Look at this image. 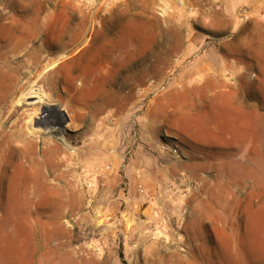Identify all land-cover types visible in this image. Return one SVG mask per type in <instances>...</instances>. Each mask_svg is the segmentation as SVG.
<instances>
[{
	"label": "rangeland",
	"instance_id": "374dc122",
	"mask_svg": "<svg viewBox=\"0 0 264 264\" xmlns=\"http://www.w3.org/2000/svg\"><path fill=\"white\" fill-rule=\"evenodd\" d=\"M178 1L0 0V123L38 132L0 149V264H264V0Z\"/></svg>",
	"mask_w": 264,
	"mask_h": 264
},
{
	"label": "crops",
	"instance_id": "0c3cea01",
	"mask_svg": "<svg viewBox=\"0 0 264 264\" xmlns=\"http://www.w3.org/2000/svg\"><path fill=\"white\" fill-rule=\"evenodd\" d=\"M205 2V8L200 7V13H198L199 18H195L194 23H202L207 22L210 27L222 28L224 27L221 22L215 21H223L220 20V14L225 13V8H222L226 1L221 3V7H217V4L214 3V0H201ZM228 0L227 3H229ZM200 1H197L198 3ZM207 6V7H206ZM218 8V9H217ZM224 18V17H223ZM194 43L190 45L194 46ZM203 55V54H202ZM200 71H209L207 68L201 69ZM199 73V72H198ZM202 77H205L210 74H200ZM196 87H190L186 84H179L177 86H173L166 94L161 96H156L150 101L148 111L145 114L146 121H148L147 130L151 131L152 129H158V133L165 131L167 134L174 135L177 133L179 129L175 128V125L180 123L179 121V108L178 104L186 101L185 99L194 98L190 94L195 92ZM211 95V94H210ZM212 96V95H211ZM210 97V96H209ZM202 99L200 98V101ZM200 108H202V104L200 102ZM152 126V127H151ZM156 131V130H155ZM181 131V130H179ZM184 132V131H182Z\"/></svg>",
	"mask_w": 264,
	"mask_h": 264
},
{
	"label": "bare ground",
	"instance_id": "6f19581e",
	"mask_svg": "<svg viewBox=\"0 0 264 264\" xmlns=\"http://www.w3.org/2000/svg\"><path fill=\"white\" fill-rule=\"evenodd\" d=\"M39 74L36 73V75ZM41 77V75H40ZM36 94V92H31V93H22L20 94V98L18 100L19 104H20V100H26L27 98H38L39 101L36 104H40L43 102V100L45 101V97L41 96V97H30L32 94ZM28 96V97H27ZM18 104V105H19ZM45 107V106H44ZM36 112H38L36 110ZM18 115V109L15 108L13 111L10 112V117L11 116H16ZM30 113L29 110L28 111H23L22 114L19 115L18 120L16 119V121L12 124L11 127H9L7 129V127L5 126V123H0V149L3 146H8L9 149H17L21 152L22 157L21 159L24 160H28V154H33L34 153V147H35V142L34 139L36 138V136L38 135V132L35 131H28L27 128H29L28 124L25 123V119L30 117ZM37 118V117H35ZM31 151V152H30ZM35 155V153H34ZM36 162L35 159L31 160V162ZM22 188H27L28 186L27 184L24 183V185L22 186ZM4 194H0V197H2ZM27 193L24 191V193H21L20 191L17 194L14 195H6V199H25L26 198Z\"/></svg>",
	"mask_w": 264,
	"mask_h": 264
},
{
	"label": "built area",
	"instance_id": "2783aa9c",
	"mask_svg": "<svg viewBox=\"0 0 264 264\" xmlns=\"http://www.w3.org/2000/svg\"><path fill=\"white\" fill-rule=\"evenodd\" d=\"M98 3L104 4L106 3L108 0H96ZM181 4V0L178 1ZM89 3V2H88ZM170 85V81L166 82L165 84H162V86H156V95H158L159 93L163 92L166 90L167 86ZM162 149L168 152H173L175 153L177 150L176 149H171L169 148L167 145H163Z\"/></svg>",
	"mask_w": 264,
	"mask_h": 264
}]
</instances>
